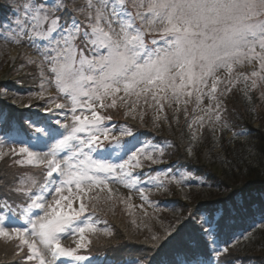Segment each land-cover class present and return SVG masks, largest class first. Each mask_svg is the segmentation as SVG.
I'll list each match as a JSON object with an SVG mask.
<instances>
[{
    "label": "snow or ice",
    "instance_id": "1",
    "mask_svg": "<svg viewBox=\"0 0 264 264\" xmlns=\"http://www.w3.org/2000/svg\"><path fill=\"white\" fill-rule=\"evenodd\" d=\"M14 23L0 38L26 42L42 57L27 61L41 69L40 91L33 95L46 106L39 110L65 114L64 121L34 127V143L43 141L47 150L0 137V161L9 157V167L39 169L42 177L24 172L11 178L5 174L0 181L7 193L0 197V242L13 247L19 264H90L92 257L82 253L93 239L113 235L106 221L99 226L97 212L114 214L122 205L136 225L135 209L147 216L144 203L151 206L147 193L183 182L184 176L169 170L150 176L148 187L137 170L162 162L164 147L136 140L129 126L110 125L112 117L101 110L122 108L125 118L141 123L152 110L159 127L165 106L175 103L179 113L183 104L187 117L192 97L199 107L206 96L204 115L189 124L195 141L193 125L203 128L205 115L219 122L226 111L223 98L233 88L243 82L251 100L247 93L264 83V0H84L80 6L74 0L71 5L67 0H27ZM149 33H159L163 43L153 38L149 46ZM45 64L51 79L45 76ZM253 64L250 73L238 71ZM46 83L56 95L46 98ZM187 151L191 155L192 147ZM101 152L116 160L99 156ZM111 184L128 189L129 196L115 192ZM133 190L144 203L132 204ZM212 223L201 219L200 230L211 235ZM148 233L144 243L170 257L156 260L149 253L131 264H192L189 242L179 229ZM69 238L70 246L62 243ZM230 253L228 246L214 249L216 264H231Z\"/></svg>",
    "mask_w": 264,
    "mask_h": 264
},
{
    "label": "trees",
    "instance_id": "2",
    "mask_svg": "<svg viewBox=\"0 0 264 264\" xmlns=\"http://www.w3.org/2000/svg\"><path fill=\"white\" fill-rule=\"evenodd\" d=\"M72 1L67 0L70 5ZM83 3V0L77 2L79 6ZM13 12L12 5L5 0H0V25L5 19L10 18ZM80 19L84 18L80 17ZM153 38L159 44L163 43L159 33H149L145 37L149 46H152ZM27 61L28 58H19L12 69L16 70L18 65H23L27 71L21 78L25 86L24 90L32 91L38 80V72H36V65L29 64ZM10 69L11 67L8 68L9 71ZM247 95L251 97V100L246 98L240 83L233 88L223 98L226 111L222 113V119L219 122H216L214 118L209 120L205 115L203 128L198 123L193 125L196 132L195 141L192 140L189 124L192 123L194 117L204 115L195 102V96L192 97V102L186 105L187 117L183 110L185 105L179 106L181 109L179 113L173 111V107L165 106V110L160 113L159 128H152L149 124L132 119L116 118L107 109L104 113L112 117L111 121L131 127L136 139H144L164 147L165 154L161 158L162 162L150 165L147 163L141 170L142 172L150 173L165 169L171 172L184 171L190 174V180L199 179L204 182L206 184L204 188L208 195L204 196L203 201L196 203L194 208H190L185 218L180 221L169 222V219L164 215L163 207L165 203L170 202V198L160 199L158 213L149 211L147 216L142 217L138 211H135L136 225L131 223L132 217L124 211L119 215L111 216L117 222L105 213L97 212L95 217L101 222L99 226L104 227V221H106V226L113 235L111 237L100 236L98 241L94 238L90 249L82 254L91 256L99 264H118L149 253L156 260L169 258L170 253L166 254L165 251L156 253L154 249L144 243L145 236L149 234L148 229L163 234L164 225L169 223L166 225L167 228L179 229L182 236L189 242L190 250L187 252V257L192 260L193 255L196 254L195 256L204 258L211 253L208 251L210 244L207 242L204 232L200 230L201 219L211 218L213 222L211 236L221 238L225 234L234 232L237 227H242L247 219H255L264 214V198L262 197L264 191V126L253 125V114L257 112L255 108L256 96L253 90ZM2 102L4 101L1 100L0 103ZM8 108L9 112L7 111L1 125L3 129L13 126L14 121L22 123L27 112L26 107L23 106H8ZM149 113L150 111H147L146 117L151 118ZM174 116H178L179 119H174ZM164 117L167 119L165 120ZM217 124L218 128H216ZM215 130L218 131V134H215ZM228 132L230 134L226 137ZM189 146L192 147V156L188 155ZM2 166V169H6V165L2 164ZM14 168L12 172H7V175L14 171L16 176L24 172L37 173L36 169L32 168ZM3 177L4 175H0V181L3 180ZM2 184L4 183H0V197L7 195ZM177 202L183 205L182 201ZM194 211H197L199 221H194L197 218V216L193 217ZM249 235L251 237L249 240L241 239L229 245L224 243V247L228 246L231 249L228 257L231 264H264V256L254 254L250 248V245H254V248L257 247L264 251V229L258 227ZM252 236L262 237L263 242L257 244ZM0 264H19V261L15 260L11 254L7 258L0 259Z\"/></svg>",
    "mask_w": 264,
    "mask_h": 264
},
{
    "label": "rangeland",
    "instance_id": "3",
    "mask_svg": "<svg viewBox=\"0 0 264 264\" xmlns=\"http://www.w3.org/2000/svg\"><path fill=\"white\" fill-rule=\"evenodd\" d=\"M5 1L14 7V12H13V15L10 16V18H7L3 21V23L1 24L3 27H0V33L4 32L9 27V25H11L12 27H15L14 22L16 21L18 15L23 12V5L27 2V0H5ZM74 2L76 6H79V4H77L78 0H74ZM85 55H90V53L88 54L85 53ZM23 57L28 58V59H33L36 61L42 60V57L39 56L38 53L33 48H31L26 42L17 45L13 43H6L3 38H0V102L1 100L4 101L0 103V137L5 138L6 140L9 137H11L17 142V144H19L20 142H23L26 144H30L35 150L42 151V148H44L45 143L43 141H41L38 144L34 143L33 141L34 127L46 126L57 118L61 119V121H64L65 114L64 112H61V111H54L52 113L45 114L39 110L41 107L46 106V105H45V101L38 100L33 95L34 93H37L40 91V85L42 82V77L40 76L41 69L38 68L37 66H36V72H38V78H37L38 80L35 84V87L32 89V91L24 90L25 86L23 85V79L21 78L23 77L22 75L27 73L26 69L23 68V65H18L16 67V70L12 69L13 65L17 63V60ZM9 67H11L10 71L8 70ZM255 67L256 66L254 64L245 65L243 68H239L238 71H241V72L246 71L247 73H250L252 70H254ZM43 70L45 72V76L51 79L52 74L48 71L47 64L43 65ZM218 75L224 76L225 73L221 72V73H218ZM240 86L242 89H244L243 82L240 83ZM45 87L47 88L46 98L49 95L57 94L56 89L53 85L46 83ZM221 87H223V85H221ZM261 91H264V83H261L257 89L253 90V93L256 96L255 108L257 110V112L253 114V117H254L253 125L256 127L258 125L264 126V97H261L260 95ZM61 102H63V98H61ZM29 104H31L32 107H26L27 112L24 118L25 120L23 121L24 124H22L23 122L17 123L16 121H14L15 123H12L13 126H8L4 129L1 128V125L4 120V116H6L7 111L9 112L8 106L25 107V105H29ZM208 104H209V100L205 96L203 100V104H201L198 108L200 109L205 108L207 107ZM172 107H173V111H175V109L177 108V105L173 103ZM105 111H107V109L101 110V114L107 115L106 113H104ZM108 111L111 114H113V116L116 118H123V119L125 118L123 115L124 110L122 108L108 109ZM148 111H150L148 115H150L151 118L146 117L147 116V113H146L144 116L143 124L146 123L152 126V128H159L153 125L154 124L153 117L155 113L152 110H148ZM126 119L129 120L130 118H126ZM136 121L140 122L139 119H137ZM107 123H109L110 125H116L117 127L122 126L121 124H116V122H112V121H108ZM52 126L58 127L55 124H52ZM218 126L219 125L217 124L216 128H218ZM162 132L164 133V131ZM215 134H218V131L215 130ZM229 134L230 133L228 132L226 134V137H228ZM240 139L243 140L242 138ZM136 140L147 141L144 139H136ZM136 140H133L132 142L135 143ZM9 146L10 144L6 145L5 150H7V147ZM43 150H47V146ZM98 155L101 157L111 158L113 161L116 160L115 156L109 157L108 153L106 152H101ZM192 155H193V152L189 156H192ZM2 164L6 165L5 166L6 169H2L3 167ZM10 164H11V158L9 157H6L4 161H0V167L2 166L0 168L1 176L7 174V172L9 171L12 172L13 169H15L14 167H9ZM141 170L143 169H138L137 172L139 173L143 181L148 182L147 184L148 187H151L152 185V181H149L150 176L156 177L160 175L161 173L169 171L168 169L167 170L165 169V170H159V171H154V172L152 171L150 173H146V172H142ZM36 171H37L36 175L37 177H39L40 170L36 169ZM170 173L172 175H176L178 178L180 176H184L183 182L179 185L175 183H168L166 187H162L159 190H156L155 188H153L151 192L147 193L149 196V201H151V206L141 201L138 193L135 192L134 190L131 192V196H132L133 205H140L144 203V209L147 212L150 211L152 213H158L159 205H160L159 202L161 201L160 199L170 198L171 199L170 202L165 203L163 208L165 210L164 212L165 217L169 219V222H173V221H180L182 218L184 219L187 213L189 212L190 208H194V205L196 203H199V201H203L204 196H207L208 192L206 191V188H204L206 184L199 179L190 180L189 178L190 174L184 171H181V170H177L176 172L170 171ZM15 174L16 173L14 171L13 173H10L7 176L11 178L12 176H16ZM39 179H42V177H40ZM161 179H163V176H161ZM217 179H219V177H217ZM1 186L4 187V184H2ZM110 187H112L115 192H118L120 195L124 196L125 198H127L130 194L129 190L124 188L121 185L111 184ZM262 197L264 198V191L262 192ZM177 201L179 202L182 201L183 205H180ZM17 203H19V201H17ZM122 209H123V206L118 205L115 209L114 214L119 215L120 213H123ZM135 211H138V213L142 217H144V213L140 208L137 207ZM105 214L110 216V218L113 221L117 222L115 218L111 217L113 213L107 212ZM197 215H198L197 211H194L193 217L196 218ZM197 218L194 221H199V218L198 219ZM159 221L161 222V220ZM166 225H164V229L167 228ZM258 227H260L261 229H264V214L257 216L255 219H251V218L247 219L242 225V227H237L234 232L230 234H225L224 236H221V238H214L211 235H205L204 233V236L206 237L207 242H209L210 244L208 246L209 247L208 251L211 254L209 256H204V258L197 257L195 256L196 254H194L193 255L194 258L192 259V264H216V258L214 257V249H222L224 247V243L229 245L231 243L240 241L241 239H244V236L247 233L251 234L252 231ZM252 237L254 241L256 240L257 244H261L263 242L262 237L260 236L258 237L252 236ZM62 243L70 246L72 244V240L71 238H69L67 240H63ZM250 246H251L250 248L254 251L253 252L254 254L258 256H264V251L259 250V248L257 247L254 248L255 247L254 245L253 246L250 245ZM11 254H13V247L10 244L0 242V259L7 258V256H10ZM180 258L183 259L184 258L183 255H181ZM131 261L132 259L128 261H124L122 263H118V264H131ZM90 264H99V263H97V261L94 258H92Z\"/></svg>",
    "mask_w": 264,
    "mask_h": 264
}]
</instances>
